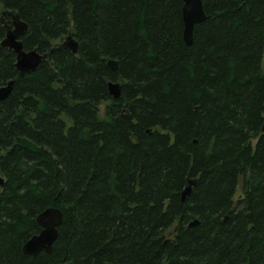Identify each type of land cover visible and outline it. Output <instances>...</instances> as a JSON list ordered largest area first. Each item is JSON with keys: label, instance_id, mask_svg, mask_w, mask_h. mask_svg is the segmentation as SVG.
Masks as SVG:
<instances>
[{"label": "trees", "instance_id": "trees-1", "mask_svg": "<svg viewBox=\"0 0 264 264\" xmlns=\"http://www.w3.org/2000/svg\"><path fill=\"white\" fill-rule=\"evenodd\" d=\"M183 4L0 0V264H264V0H203L191 44ZM10 12L51 51L32 73ZM48 207L53 250L26 254Z\"/></svg>", "mask_w": 264, "mask_h": 264}, {"label": "water", "instance_id": "water-1", "mask_svg": "<svg viewBox=\"0 0 264 264\" xmlns=\"http://www.w3.org/2000/svg\"><path fill=\"white\" fill-rule=\"evenodd\" d=\"M12 15V24L7 25V34L2 41L5 47H8L16 53V66L21 75L32 73L37 70L38 66L50 58L51 51L40 53L36 49L25 50L21 36L28 30V24L24 22L17 12H10ZM207 18L204 10L203 0H184L183 19H184V40L187 44L193 41V30L195 25L203 22ZM79 43L72 35L66 36L59 47L68 49L77 53ZM108 64L113 69H118V62L110 59ZM15 80L11 79L6 85L0 86V100L7 98L13 90ZM108 88L110 95L118 99L122 93V84L119 81H109ZM264 130V126H263ZM5 179L0 176V194ZM195 179H189L185 189L182 192V199L191 194ZM63 212L58 207H48L37 216V221L41 226V231L33 235L26 241L23 251L26 254L37 256L42 251L51 253L55 241L59 235V226L63 222ZM198 220H193L190 225L198 224Z\"/></svg>", "mask_w": 264, "mask_h": 264}, {"label": "rangeland", "instance_id": "rangeland-1", "mask_svg": "<svg viewBox=\"0 0 264 264\" xmlns=\"http://www.w3.org/2000/svg\"><path fill=\"white\" fill-rule=\"evenodd\" d=\"M105 107H106V104L105 103L100 106V113H101L102 116H104Z\"/></svg>", "mask_w": 264, "mask_h": 264}]
</instances>
